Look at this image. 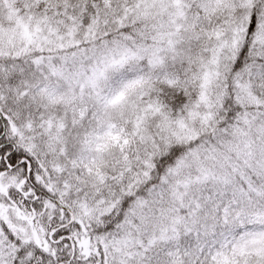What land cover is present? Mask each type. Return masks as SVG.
<instances>
[{
    "label": "snow or ice",
    "instance_id": "1",
    "mask_svg": "<svg viewBox=\"0 0 264 264\" xmlns=\"http://www.w3.org/2000/svg\"><path fill=\"white\" fill-rule=\"evenodd\" d=\"M0 264H264V0H0Z\"/></svg>",
    "mask_w": 264,
    "mask_h": 264
}]
</instances>
